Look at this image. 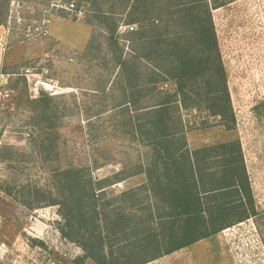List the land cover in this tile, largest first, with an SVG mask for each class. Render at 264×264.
I'll return each mask as SVG.
<instances>
[{"label":"rangeland","instance_id":"374dc122","mask_svg":"<svg viewBox=\"0 0 264 264\" xmlns=\"http://www.w3.org/2000/svg\"><path fill=\"white\" fill-rule=\"evenodd\" d=\"M71 3L0 0V264H75L83 256L81 234L74 232L72 240L61 234L57 205L34 208L48 201L58 167H86L97 199L96 222L127 227L124 234L109 232L106 252L120 253L122 235L132 241L138 226L154 223L147 192L138 189L146 174L132 175L136 168L148 169L152 157L136 134L138 112L124 103L94 8ZM101 3L107 8V0ZM211 14L236 123L228 130L204 111L180 108L184 135L190 148L239 142L260 219L235 223L146 264H264V0H228ZM125 23L122 17L116 35L128 53ZM26 94L53 97L56 117L49 135L58 155L51 144L45 154L36 152L39 142L30 135L35 129L22 106ZM97 181L104 182L102 189ZM129 189L133 194L122 195ZM84 263L94 264L89 258Z\"/></svg>","mask_w":264,"mask_h":264},{"label":"trees","instance_id":"16d2710c","mask_svg":"<svg viewBox=\"0 0 264 264\" xmlns=\"http://www.w3.org/2000/svg\"><path fill=\"white\" fill-rule=\"evenodd\" d=\"M72 1L75 9L85 3L94 8L93 17L105 30L108 51L118 68L124 103L134 104L138 112L136 134L152 157L148 169L136 168L132 175L146 174L147 182L138 189L147 192L148 217L154 220L146 229L138 226L140 231L132 241L122 235L120 253L106 252L109 232L124 234L127 227L120 221L96 222L97 199L90 194L86 167H58L47 189L48 201L34 208L57 205L61 234L71 240L74 232L81 234L84 254L74 263L85 264L89 258L94 264H146L235 223L250 218L259 221L239 142L190 148L179 114L180 108L204 111L225 129L235 126L211 14L228 0H107V8L102 0ZM122 17L124 26H133L122 31L130 41L128 53L116 35ZM14 94L22 97L17 91ZM22 106L35 129L30 135L39 142L36 152L45 154L51 144L58 155L59 146L52 144L49 135L56 117L53 97L26 94ZM97 182L102 189L104 182ZM132 192L129 189L122 195ZM88 193L93 202L90 210Z\"/></svg>","mask_w":264,"mask_h":264},{"label":"built area","instance_id":"2783aa9c","mask_svg":"<svg viewBox=\"0 0 264 264\" xmlns=\"http://www.w3.org/2000/svg\"><path fill=\"white\" fill-rule=\"evenodd\" d=\"M126 29L132 30L133 29V26H124L123 31L126 30ZM118 186H121V183H118Z\"/></svg>","mask_w":264,"mask_h":264}]
</instances>
